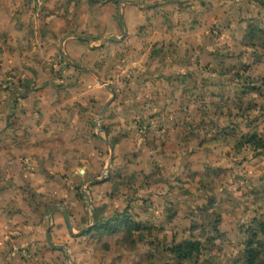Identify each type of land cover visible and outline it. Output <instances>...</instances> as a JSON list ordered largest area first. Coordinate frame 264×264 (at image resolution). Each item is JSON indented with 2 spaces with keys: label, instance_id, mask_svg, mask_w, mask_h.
<instances>
[{
  "label": "rangeland",
  "instance_id": "rangeland-1",
  "mask_svg": "<svg viewBox=\"0 0 264 264\" xmlns=\"http://www.w3.org/2000/svg\"><path fill=\"white\" fill-rule=\"evenodd\" d=\"M225 3L203 4L207 10L204 14L193 4H179L176 9L187 14L174 22L170 20V27L178 29L166 48L162 37L138 39L136 32L145 31L146 25L130 34L125 28L120 32L128 35L124 44L133 47L132 54L123 48L111 49L109 45L117 41L105 39L109 36L98 40L90 30L83 31L85 39L75 36L74 41L83 42L90 49L103 44L106 49L105 61L89 66L100 68L102 81L83 82L92 92L84 93L87 100L76 105L94 113L86 119L84 135L70 133L59 147L61 158L54 156L47 165L49 173L56 176L46 202L39 199L38 203L37 194L32 195L41 211L39 218L31 221L40 224L34 230L37 239L17 244L14 255L13 246L7 245L5 256L0 255V264H249L250 241L258 253L253 264H264V149L249 141L253 134L264 140V0ZM121 6L119 3L118 8ZM232 10L234 19H230ZM114 17L119 22L123 20L120 12ZM161 17L167 20V15ZM149 20L153 30H157V19ZM200 45L203 49L199 50ZM72 61L63 68H59L60 63L55 66V62L51 66L55 72L67 67L72 73L76 66ZM80 84L74 75L68 76L67 87ZM106 85L114 91L115 98L100 118V111L112 97ZM98 94L100 102L96 99ZM159 94L173 100H161ZM150 103L153 108L145 110ZM167 106H171L170 114L165 113L156 121L180 126L181 138L196 140L200 147H206L196 153L197 198L192 199L194 204L182 213L178 224L169 223L161 209L165 206V216L171 217L176 204L189 205L184 196L189 188L182 185L190 175L188 164L182 162L181 170H172L165 176L162 167L157 162L153 164L144 151V146H153L148 142L156 135L149 130L147 120L154 117V108L166 110ZM130 108V128L122 131L119 112ZM125 137L128 144L122 145L110 167L115 142ZM154 146L158 148L156 142ZM130 147L136 156L142 153V158L134 160L142 170L135 167L129 171L122 153ZM146 163L156 171L147 174L145 171L150 169ZM61 191L67 194L64 198ZM54 204L67 208L74 235L61 211L55 212L56 217L52 216L54 213L45 216ZM125 217L139 219L140 230L129 232L122 225L112 233V228H105ZM95 219L102 226L78 235ZM48 227L54 232L52 241L64 248L49 244ZM186 239L197 241L199 249L182 260L171 248Z\"/></svg>",
  "mask_w": 264,
  "mask_h": 264
},
{
  "label": "crops",
  "instance_id": "crops-1",
  "mask_svg": "<svg viewBox=\"0 0 264 264\" xmlns=\"http://www.w3.org/2000/svg\"><path fill=\"white\" fill-rule=\"evenodd\" d=\"M187 1L93 0L95 4L92 5V0H0V255L5 256L7 245L13 246L11 255H14L18 251L17 244L37 239L34 230H37L40 224L31 221H34L36 216L39 218L41 211L38 200L44 199L43 203L46 202L56 176L54 173H49L47 165L53 162L54 156L61 158L62 153L59 147L63 141H67L70 133L73 132L78 137L84 135L86 119L94 113L76 105L87 100L86 97H83L84 93L88 92L89 95L92 92L83 82L91 83L92 79H96L97 82L102 81L100 68L93 69L89 66H92L94 62L105 61L103 52L106 49L104 44L100 45V48L90 49L83 42L74 41L75 36L85 39L87 36L83 31L90 30L91 34H97L98 40L106 36L116 40L117 44L109 45L111 49L123 48L132 54L133 47L124 44L128 40V35L124 34V37L120 32L125 28L130 34L131 30H139L140 26L146 25L145 31L136 32L138 39L142 37L144 40L145 36L149 39L162 37L160 40L163 41L162 44L166 48L169 38L174 37L178 29V27H170V20L174 22L180 15L187 14L176 9L179 4H193L197 11L204 14L207 10L202 8L203 4L209 6L217 2H226L225 4L230 5V2L231 4L236 2V0ZM119 3H122V6L118 8ZM142 6L146 8L141 9ZM117 12L123 15V20L120 22L114 17ZM232 13L234 10L230 11V19H234L231 16ZM163 14L167 15V20L166 17H161ZM154 18L157 19L158 25L155 31L149 23V19L153 20ZM109 37L105 39H109ZM119 37L121 38L118 39ZM123 37L124 39H122ZM177 44L180 46L181 43ZM184 45L188 44L184 43ZM200 46L199 50L203 49V45ZM91 48L93 47L91 46ZM68 61H72L76 65L74 67L76 70L74 69L72 73L66 69L67 67L58 73L51 66L52 62H55V66L60 63L59 68H63ZM79 69H83L84 72H79ZM72 75L75 79H79L81 84L69 88L67 87L68 76ZM21 84H25V86H20ZM69 90H73V92ZM94 90H97L95 85ZM17 91H20V96ZM166 94H159V98L171 103L173 99ZM96 96L97 101L100 102L101 97L99 94ZM144 101L142 102L143 107L146 103ZM151 105L152 103L148 104L144 109L146 110ZM167 108L166 110L161 107L154 108L151 113V116L154 117L147 120L149 130L156 135H152L155 136V139L148 142L153 146H144V151L153 160L151 161L153 164L157 162L162 167L161 172L166 174L165 176L170 175L172 170H181L179 167L182 162L188 164L190 175L184 179L182 185L189 188V193L184 194L188 198L189 205L185 202L176 204L175 213L171 217L165 216V206L161 209L162 216L170 221L169 223L178 224L182 219V213L190 210L194 204L195 200L192 199L197 198L198 157L196 153L199 149L205 151L206 147H200L196 140L186 141L181 138L179 136L180 126L171 123L160 124L159 121H156L165 116V113L170 114L171 106H167ZM103 109L100 111V118L103 116ZM132 116L131 108L119 112V119L123 122L120 125L123 129L120 130H129L128 125ZM103 120L102 118L100 121ZM93 123L97 125L95 119ZM154 142L158 145L157 149ZM123 144H128L126 137L118 143L115 142L114 152L111 153L110 167L113 166V157L118 158ZM131 148H127L125 152L122 151L127 167L129 171L136 170L135 167L142 170L143 167L138 166L134 161L137 157L138 159L142 158V153L136 156L137 153L129 151ZM173 148H177V151H173ZM206 155L207 153L205 158H207ZM145 166L150 169V171H145L147 174L156 171L153 166L147 163ZM145 166L144 168H147ZM161 180L163 179L159 181ZM35 194H37L38 203L32 200V195ZM66 195L64 191H61L63 198ZM50 207H48L45 216L49 215ZM151 208L153 207L151 206ZM151 208L150 212H152ZM57 211H61V209H54L50 214L54 213L52 216L56 217L55 212ZM95 215L97 216V213ZM158 215L161 217L160 213ZM128 218L139 222L141 228L142 222L139 219ZM52 223H54L53 220ZM100 226L102 225H98L95 219L93 223L85 226L90 227L88 230L81 234L78 233V235L86 234ZM67 227L70 230L68 223ZM48 229L50 236L51 233L54 235L53 229L51 230L50 227L46 229V235ZM70 232L72 235L75 234L71 230ZM21 247L22 245L19 249ZM64 247L62 245L55 248Z\"/></svg>",
  "mask_w": 264,
  "mask_h": 264
},
{
  "label": "trees",
  "instance_id": "trees-1",
  "mask_svg": "<svg viewBox=\"0 0 264 264\" xmlns=\"http://www.w3.org/2000/svg\"><path fill=\"white\" fill-rule=\"evenodd\" d=\"M249 141L257 146L258 148L264 149V140L261 137H257V134H253L249 137ZM122 225L125 226L126 230L129 232H134L135 230H140V223L136 222L134 220L129 219L128 217H125L124 219H121L120 221H117L115 225H106L105 228H112L111 232L115 233L120 230ZM264 227V225H263ZM217 227H215V230L217 231ZM254 242H249V247L247 250V261L249 264H253L256 257L258 256V253L256 249L253 247ZM199 245L197 241H192V239H186L176 246L171 248V251L178 256L180 259H186L189 258L195 251H198Z\"/></svg>",
  "mask_w": 264,
  "mask_h": 264
},
{
  "label": "water",
  "instance_id": "water-1",
  "mask_svg": "<svg viewBox=\"0 0 264 264\" xmlns=\"http://www.w3.org/2000/svg\"><path fill=\"white\" fill-rule=\"evenodd\" d=\"M111 38H112V37H109V39H111ZM106 86H107V88L109 89V91H111V93H112V97L109 99V101H108L107 104L105 105V107H104L102 113L105 112L107 106L111 103V101H112V100L114 99V97H115V95H114V91H113L108 85H106ZM110 164H111V161L109 162V166H110ZM54 209H61V211L63 212L64 217H65V219H66V221H67V223H68V226H69L70 230L74 233V231H73V230H74V229H73V225H72V223H71V219H70V216H69V213H68L67 209H66L63 205H53V206L50 207V209H49V211H48V214H50V212H51L52 210H54ZM89 228H90V227H85V228H83L82 230H80L79 234L84 233V232H85L86 230H88ZM47 240H48V242H49L53 247H61V246H62V245L55 244V243L52 241L51 236H50V231H49V229L47 230Z\"/></svg>",
  "mask_w": 264,
  "mask_h": 264
}]
</instances>
